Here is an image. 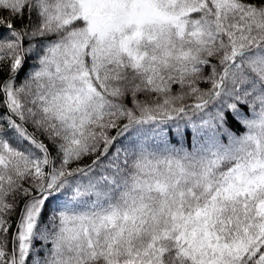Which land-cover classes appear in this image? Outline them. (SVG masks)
<instances>
[{"label":"snow or ice","instance_id":"snow-or-ice-1","mask_svg":"<svg viewBox=\"0 0 264 264\" xmlns=\"http://www.w3.org/2000/svg\"><path fill=\"white\" fill-rule=\"evenodd\" d=\"M0 264H264V0H0Z\"/></svg>","mask_w":264,"mask_h":264}]
</instances>
